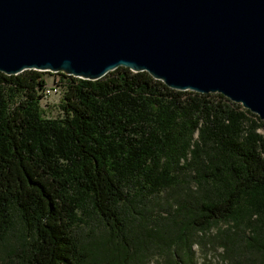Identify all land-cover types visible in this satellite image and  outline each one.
I'll return each instance as SVG.
<instances>
[{
	"label": "trees",
	"instance_id": "16d2710c",
	"mask_svg": "<svg viewBox=\"0 0 264 264\" xmlns=\"http://www.w3.org/2000/svg\"><path fill=\"white\" fill-rule=\"evenodd\" d=\"M44 74L0 73V264H134L147 245L170 264H197L193 248L216 243L232 264H264L258 115L121 67L98 81L58 74L66 85L51 117ZM158 199L172 237L145 227ZM96 219L110 253L103 262L77 231Z\"/></svg>",
	"mask_w": 264,
	"mask_h": 264
},
{
	"label": "water",
	"instance_id": "95a60500",
	"mask_svg": "<svg viewBox=\"0 0 264 264\" xmlns=\"http://www.w3.org/2000/svg\"><path fill=\"white\" fill-rule=\"evenodd\" d=\"M121 67L264 121V0H0V73L98 81Z\"/></svg>",
	"mask_w": 264,
	"mask_h": 264
},
{
	"label": "rangeland",
	"instance_id": "374dc122",
	"mask_svg": "<svg viewBox=\"0 0 264 264\" xmlns=\"http://www.w3.org/2000/svg\"><path fill=\"white\" fill-rule=\"evenodd\" d=\"M59 78L60 76L53 75L51 73H46L43 75V79L47 83H52L54 80ZM63 95L64 91H62L61 95H53L42 103L43 110L46 115L58 117L61 114L60 105L63 100ZM165 209V200L158 199L154 200V203L149 204V213L146 215L152 216V222L147 221L145 227H148V229L154 228L159 230H167L166 224L169 223V221H165L163 218H170L171 216H169L168 211ZM134 221V223L130 224L134 235L139 237V242H145V236L147 234L145 227L139 228L140 224L142 223L136 221V219H134ZM155 223L158 225H155ZM77 231L80 235L81 241L85 246L86 252L92 253L95 258H101V261L103 262L104 260L102 257L108 256L110 253L107 252V236L105 235V231L101 223L97 219L86 220L84 223L79 225ZM142 235L144 241L142 240ZM173 235L174 233L169 232L168 230L167 232L165 231V233H163L164 237H172ZM216 245L217 243L215 245L211 244L208 248H199L195 246L193 248L194 262L197 264H232V261L226 257V251ZM138 250L139 255L134 264H170V258L165 254V250H163L161 247L158 248L155 245H147L141 246Z\"/></svg>",
	"mask_w": 264,
	"mask_h": 264
},
{
	"label": "built area",
	"instance_id": "2783aa9c",
	"mask_svg": "<svg viewBox=\"0 0 264 264\" xmlns=\"http://www.w3.org/2000/svg\"><path fill=\"white\" fill-rule=\"evenodd\" d=\"M53 75H58V74H53ZM60 76V75H58ZM71 77V76H69ZM66 83L63 82L62 77L60 76L59 79L54 80L52 83H47L45 82V86L42 90V99H41V104L48 98H50L53 95H61L62 91H64ZM43 107V106H42Z\"/></svg>",
	"mask_w": 264,
	"mask_h": 264
}]
</instances>
